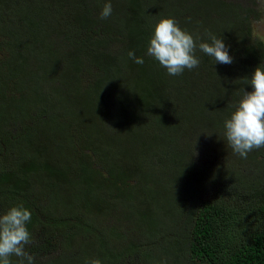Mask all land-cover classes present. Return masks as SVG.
Instances as JSON below:
<instances>
[{
    "label": "trees",
    "instance_id": "obj_1",
    "mask_svg": "<svg viewBox=\"0 0 264 264\" xmlns=\"http://www.w3.org/2000/svg\"><path fill=\"white\" fill-rule=\"evenodd\" d=\"M39 1L52 7V0ZM124 1L129 11L124 19L111 15L101 20L100 12L109 0L97 3L91 0L92 7L87 4V8H82L84 12L77 21L81 25L79 36L101 57L88 68L90 75L97 76L95 85L103 83V75L110 76L109 66L124 55L131 66L150 69L161 77L159 86L147 87L149 96L141 94L135 98L130 124L124 126L115 121L116 130L124 133L130 142L134 128L148 114L158 116L166 131L171 134L175 131L176 139L189 148L196 140L192 137V142L186 134L205 137L212 132L211 135L224 137V122L235 110L243 90L252 91L244 79H250L257 67H264V42L254 35L252 26V16L259 17L260 13L233 0H110L116 8L124 7ZM4 3L5 0H0V7ZM23 11V7L17 10L19 15ZM10 16L5 9L4 22L11 30L5 29L0 19V52L5 53V59L0 61V107H3L0 109V208L6 214L11 207L23 205L31 212L26 227L32 238L28 252L37 256L35 264H92L93 260L101 264H124L135 254L143 259V264H150L153 258L150 259L149 253L132 241L119 246L124 235L114 227L104 229L101 221L107 218L117 200L133 197L141 184L139 176L153 174L152 159L157 157L168 160L173 181H187L185 215L176 218L175 232H170L175 236L173 246L181 248L183 255L187 246V259L192 264H264V148L250 152L247 158L234 156L239 165H248L257 172L255 181L237 178L203 201L199 193L205 178L210 182L215 179L199 172L188 156H180L176 150L169 148L165 154H159L152 147L151 137L138 141L131 147V154L121 138L110 137V159L114 163L108 166L105 143L93 147L88 140L75 139L83 120L79 123L64 120L75 111L81 113L77 104L69 111H52L50 116L47 113L45 90L46 84L52 90L51 75L56 72L59 81L67 78L66 91L74 84L81 86L79 63L78 72L69 70L65 77H62L65 67L62 72L56 70L60 64L58 54L53 71L45 61L33 64L27 53L31 49L37 55L38 48L16 47L13 42L32 43L36 39L20 40L18 27L8 23ZM165 18H174L182 30L198 38L197 45L211 43V36L223 39L233 63L215 64L213 58L197 47L196 56L200 60L197 68L186 69L179 76L168 75L158 61L147 55L155 26ZM21 20L25 21L24 16ZM124 21L130 22L128 34L119 26ZM58 38L53 36L51 40L57 42ZM129 51L143 58L144 63H135L129 58ZM60 84L53 92L65 89ZM108 87L97 92L103 103L109 102L107 96L112 93ZM81 89L82 97H86L90 89L82 86ZM119 103L121 118L128 120L123 98H119ZM39 107L40 114L47 117L35 122ZM102 112L100 118L105 120V111ZM15 116L23 129L10 135L2 126ZM29 121L34 123L29 125ZM224 143L228 148L225 139ZM229 149L230 155L233 151ZM10 150L18 156L13 163L7 160L11 165L4 169V158ZM189 204L194 205V212L188 209ZM187 215L189 224L183 229L179 223ZM146 235L155 241L154 235ZM56 251L60 255L43 261ZM19 259L10 257L11 264H19Z\"/></svg>",
    "mask_w": 264,
    "mask_h": 264
},
{
    "label": "rangeland",
    "instance_id": "obj_2",
    "mask_svg": "<svg viewBox=\"0 0 264 264\" xmlns=\"http://www.w3.org/2000/svg\"><path fill=\"white\" fill-rule=\"evenodd\" d=\"M115 1L120 2L121 0ZM233 1L242 4L244 7L254 9L257 14L260 13L259 17L254 16L255 14L252 16V26L254 35L264 42V0ZM97 2L98 0H95V3ZM74 3V0H61L58 2L52 0V7H50L39 0H5V5L0 7V19L5 29L11 30L4 22V12L5 9H8L11 15L8 23L11 26L18 27L19 39L22 41H31L30 37L36 39L32 43L19 44L17 41L13 42V45L16 47L30 45L26 47L38 48L37 55L31 49L27 53V56L32 59L29 58L33 64L45 61L48 68L53 71L55 57L58 54L60 64L56 67V70L62 72V69L65 67L66 69H64L62 76L65 77L69 70L78 72L76 64L79 63L81 86L85 90L87 88L90 89V91L86 97H82L83 93L81 92L82 89L79 83L71 87L69 86L66 91L67 78H61L59 81L55 72L51 75L53 77L52 90L49 84H46L45 90L48 116H50L52 111L61 112L66 109L69 111L77 104L81 113L75 111L69 117L64 118V120L68 119L74 123H79L83 120L81 129L77 130L75 139L88 140L92 146L96 143H105L104 149L109 154V160L106 163L108 166L114 163L110 159L111 138L114 137L117 139L121 138L126 143L123 146L129 148L130 154L132 153L131 147L138 141L145 137H151L153 138L152 147L156 148L159 154L163 155L171 148L178 151L180 156H188L199 172L215 179V182H210L209 178H205L203 189L199 193L200 201L211 197L219 188L231 184L237 178H241L244 181H249L250 179L256 180L258 177L256 171L248 165H239L234 157L235 153L232 152L229 155L231 151L225 147L224 137L220 134L211 135L210 133L212 132H210L209 134H205V137L202 134H191V136L190 134H186L191 141L192 137L196 140L194 146L189 148L187 147L188 144L185 145L180 142L179 138L176 139L175 131L172 134L166 131V127L159 122L158 116L145 114L146 116L141 119L139 125L134 128L135 133L130 135V142H128L127 136L116 130L114 126L115 121L117 124L122 122L124 126H128L131 119V107H133V102L136 101L135 98L141 94L149 96L150 91L147 87L149 85L159 86L161 84V77L151 73L150 69L142 70L140 66H131L124 55L119 61H115L109 66L111 71H109L110 76L107 74L103 75L105 82L103 80L102 84L95 85L97 76L94 73L90 75L88 68L93 61L98 62V60H101V57L79 36L81 25L77 22L84 12L81 9L87 8V4L91 6L92 3L91 0H77ZM122 5L124 6L122 8H116L112 5L113 17L125 18V14L129 12L126 9L127 2L124 1ZM19 7L24 8V11L20 15L24 16L25 21L21 20L22 16L17 12ZM118 10H122L124 13ZM74 17H76V21ZM128 22L124 21L121 25L119 22L121 30L126 34L129 31L130 22ZM53 36H59L60 38H58L57 42H53L54 40H51ZM35 44L37 45L32 46ZM22 52L25 53L26 51ZM4 59L5 53L0 52V61ZM142 75L143 77L141 78ZM99 78L100 73L98 74ZM61 82L65 85V89L63 91H59L58 89V92H53V88H57ZM107 86L110 87L112 93L107 96V101L109 102L103 103L98 98L100 92L98 94L97 92L101 91L102 88L105 89ZM119 98H123L125 115L128 120H124L120 116ZM107 108L111 109V111L106 110ZM0 109H3V107H0ZM38 111L39 114L35 122H41L47 117L40 114L42 113L41 107H39ZM102 111H105V120H101L100 118V115L103 113ZM7 112L5 111V113ZM35 114L33 113V115ZM150 117L156 118V120ZM27 123L32 125L34 122L29 121ZM2 128L8 131L10 135H13L22 131L23 124L15 116L8 118V121L4 122ZM64 131V133H67V130ZM136 147L140 149L139 144ZM17 156L16 151H8L4 158L3 168H10L11 164L7 160L13 163ZM169 165L168 160L164 158L157 157L152 159V166L155 169L151 171L153 174L139 176L141 184L138 185L133 197L117 200L107 218L102 219L101 226L104 229L108 227L117 228L124 235V239L119 246L128 244L130 241L139 245L142 251L150 254V259L153 258L150 264H178L179 262L180 264H192L187 259V246L185 248V255H183L181 248L178 249V247L173 246L175 236L171 233L175 232L176 218L185 215V201L187 199L185 195L188 189L185 179L173 181V174L168 167ZM188 209L194 212V205L189 204ZM3 214L4 211L0 208V216ZM179 224L181 228L186 229L189 224V215L185 216ZM176 230L178 229L176 228ZM145 233L154 235L155 241L149 239ZM183 243L185 242H181L180 245L182 246ZM30 245L31 243L25 248L27 252ZM28 253L37 261V256L31 252ZM58 255H60V251L49 254L44 257L43 261H49ZM142 262L143 259L135 254L128 257L124 264H143Z\"/></svg>",
    "mask_w": 264,
    "mask_h": 264
},
{
    "label": "clouds",
    "instance_id": "obj_3",
    "mask_svg": "<svg viewBox=\"0 0 264 264\" xmlns=\"http://www.w3.org/2000/svg\"><path fill=\"white\" fill-rule=\"evenodd\" d=\"M112 12L109 0L104 4L99 18L108 19ZM197 39L182 30L174 18L161 19L155 26L147 55L158 61L170 76H179L186 69L191 71L199 66L197 47L213 58L215 64L233 63L223 39L211 36V43L201 42L198 45ZM128 56L137 64L144 63L143 58H137L132 51L128 52ZM244 81L252 91L243 90L235 110L225 120L224 139L233 153L247 158L250 152L264 148V67H257L251 78ZM30 220L31 212L23 205L13 206L0 216V264H11L12 256L20 258L19 264H35V258L25 250L32 239L26 227ZM92 264L101 262L93 260Z\"/></svg>",
    "mask_w": 264,
    "mask_h": 264
}]
</instances>
